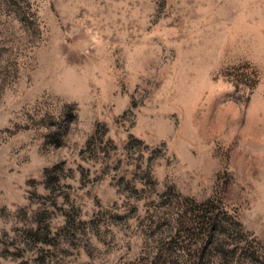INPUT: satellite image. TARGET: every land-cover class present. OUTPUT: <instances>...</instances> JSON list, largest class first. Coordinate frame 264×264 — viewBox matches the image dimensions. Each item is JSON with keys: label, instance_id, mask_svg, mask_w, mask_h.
Returning <instances> with one entry per match:
<instances>
[{"label": "rangeland", "instance_id": "1", "mask_svg": "<svg viewBox=\"0 0 264 264\" xmlns=\"http://www.w3.org/2000/svg\"><path fill=\"white\" fill-rule=\"evenodd\" d=\"M0 264H264V0H0Z\"/></svg>", "mask_w": 264, "mask_h": 264}]
</instances>
